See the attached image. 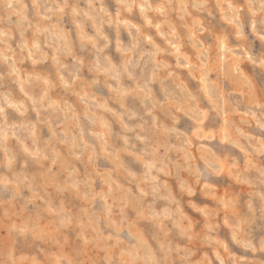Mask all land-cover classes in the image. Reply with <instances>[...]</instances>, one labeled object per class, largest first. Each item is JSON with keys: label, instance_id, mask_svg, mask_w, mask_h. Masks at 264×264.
I'll return each mask as SVG.
<instances>
[{"label": "clouds", "instance_id": "obj_1", "mask_svg": "<svg viewBox=\"0 0 264 264\" xmlns=\"http://www.w3.org/2000/svg\"><path fill=\"white\" fill-rule=\"evenodd\" d=\"M42 3L0 0V264H264V0H158L167 46L114 50Z\"/></svg>", "mask_w": 264, "mask_h": 264}, {"label": "rangeland", "instance_id": "obj_2", "mask_svg": "<svg viewBox=\"0 0 264 264\" xmlns=\"http://www.w3.org/2000/svg\"><path fill=\"white\" fill-rule=\"evenodd\" d=\"M24 5L26 6L25 14L28 16L29 20H33L35 23L37 16V8L33 6L32 0H23ZM147 3L151 5V8H144L141 4L140 7H136L132 12H122L119 17V21H129L131 24H135L136 28H129L124 24L117 22L111 25H100L96 22V15L92 10H89L88 0H67V6H65L64 0H55V4L42 3L39 12L40 16L51 15V23H56L60 21V26L64 28L65 31H68L69 34L72 32H77L82 35L83 43L85 47H90V40H96L97 37L106 36L111 42V49H115L116 38L119 36L122 44L127 45L129 40L132 39L130 33H135L139 29L140 34L143 36H151L155 43L160 47H166L167 41L165 36L160 35L157 32L155 27H150L146 22L151 21L153 24L162 22L165 18V14L157 10L158 0H147ZM59 5L61 10H57L56 14L48 13V7L56 9V5ZM104 6L106 12L108 13V18H115V13L117 5L114 0H104ZM99 3L95 4V8L99 9ZM143 8V11H141ZM157 11V12H156ZM84 13L88 15L85 16ZM14 20L18 19L13 17ZM45 26L49 21H45ZM79 25V27H77ZM29 39H31L32 33L28 34ZM163 36V37H162ZM20 42V37L18 33L13 34V39L9 41L11 48L18 51V44ZM99 42V41H98ZM165 42V43H164ZM259 45V41H256V46ZM5 46L0 45V49H3ZM183 51V48L181 49ZM76 51V49H73ZM27 55V53H25ZM8 57H11L10 59ZM16 60V57L12 55L11 52L3 51L0 52V73L7 75L13 71V63ZM47 63V61H45ZM15 67L20 70L23 74L26 70H30L32 67L31 61H25L24 65L15 64ZM39 67V65H37ZM14 77H10L7 81V84L10 88L16 89V85L12 83Z\"/></svg>", "mask_w": 264, "mask_h": 264}, {"label": "bare ground", "instance_id": "obj_3", "mask_svg": "<svg viewBox=\"0 0 264 264\" xmlns=\"http://www.w3.org/2000/svg\"><path fill=\"white\" fill-rule=\"evenodd\" d=\"M90 10V9H89ZM157 12V11H156ZM108 14V13H107ZM163 37V36H162ZM165 43V42H164ZM22 74V73H21Z\"/></svg>", "mask_w": 264, "mask_h": 264}]
</instances>
